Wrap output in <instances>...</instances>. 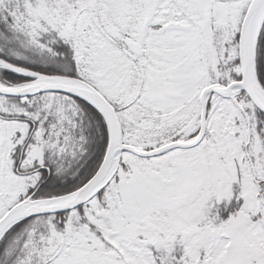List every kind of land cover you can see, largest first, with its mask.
<instances>
[{
    "label": "snow or ice",
    "instance_id": "obj_1",
    "mask_svg": "<svg viewBox=\"0 0 264 264\" xmlns=\"http://www.w3.org/2000/svg\"><path fill=\"white\" fill-rule=\"evenodd\" d=\"M0 264H264V0H0Z\"/></svg>",
    "mask_w": 264,
    "mask_h": 264
}]
</instances>
